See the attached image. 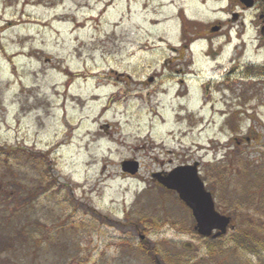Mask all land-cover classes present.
Returning <instances> with one entry per match:
<instances>
[{"label":"rangeland","instance_id":"1","mask_svg":"<svg viewBox=\"0 0 264 264\" xmlns=\"http://www.w3.org/2000/svg\"><path fill=\"white\" fill-rule=\"evenodd\" d=\"M191 9L204 16L203 8ZM148 18L136 1L128 11L124 0H0V146L16 152L8 164L0 155L7 189L0 193V264H155L153 258L158 264H222L223 250L213 249L211 239L150 224L162 215L161 199L173 218L186 221L187 213L174 195L144 194L141 163L156 144L164 159L176 162L164 152L184 150L217 164L214 158L220 161L226 151L222 143L240 133L220 130L223 118L204 102L210 104L219 88L230 101L234 88L264 86L233 84L240 81L232 78L229 90L210 85L204 94L192 84L187 107L193 113L178 114L168 91L156 114L155 86L143 89L142 78L157 62L175 61L166 44H177L178 30L177 20L153 26ZM244 28L248 40L252 28ZM245 54L254 60L251 45ZM260 105L264 120V96ZM234 118L236 124L243 117ZM23 149L48 156L18 157ZM122 160H137V173L124 174ZM215 170L202 175L218 183L226 170ZM235 180L214 189L219 209L226 196L231 202L239 197ZM4 213L12 219L5 222ZM146 246L152 257L142 251Z\"/></svg>","mask_w":264,"mask_h":264},{"label":"flooded vegetation","instance_id":"2","mask_svg":"<svg viewBox=\"0 0 264 264\" xmlns=\"http://www.w3.org/2000/svg\"><path fill=\"white\" fill-rule=\"evenodd\" d=\"M135 1L141 11L150 17L148 21H151L153 26L177 20V44H166L174 53L175 61L157 62L158 69L142 78L143 89L155 86L153 90L156 105L153 111L156 114L159 115L164 107L160 95L167 96L168 91L172 92L169 103L173 104L178 114L181 111L193 113V110L187 107L192 84H197L198 91H203L204 94L209 93L210 85H223L229 90L226 85L231 84L229 80L232 78L240 81L233 84L244 85L246 80L251 83L258 81L264 86V0H124L128 11L130 4ZM192 5L203 8L204 16L190 14ZM248 15L250 18L246 19ZM245 26L252 28V36L248 40L242 38L246 32ZM196 42L200 44L197 45ZM247 44L251 45L254 60L245 58ZM195 55L201 56L208 66H202ZM225 66L228 68L227 72L224 70ZM123 77L125 82L132 79L126 73ZM116 78L119 80L118 76ZM254 89L246 91L243 88L240 92L234 88V98L229 101L225 91L219 88V94L214 99L211 98L210 104L204 102L209 113L215 112L223 118L218 124L220 130L226 131L236 127L237 133H240L238 136L232 134L230 139L222 143L226 151L220 161H217V157L214 158L217 164H213L212 158L206 157L207 155L198 159L196 155L190 156V153L184 150L164 152L165 156H177L176 162L164 159L160 157L161 151H156V144L149 146L152 153L146 155V159L141 163V167L146 171L142 178L144 194H152L154 190V193L161 196L160 199L174 195L187 213V222L185 218H173L168 209L164 208L161 199L158 210L162 215L158 220L151 218L150 224L155 226L154 228H181L184 229L182 235L193 238L203 237L194 230L195 220L191 210L179 199L178 193L165 186L160 179L168 177L176 169H183L186 173L195 170L204 189L214 198V189L218 184L228 189L233 185L230 178H236L237 189H240L239 197L236 202L233 199L231 202L226 196L220 206V213L226 218L225 233L221 237L222 264H264V243L261 239H264V120L260 118L259 113L264 91L259 87ZM238 116L243 118L235 124L234 117ZM199 149L203 150L201 146ZM239 156H244V160L237 162ZM218 168L226 170L218 183L203 177V170L211 172ZM145 237L146 234L140 232V239ZM154 263L158 264L156 259Z\"/></svg>","mask_w":264,"mask_h":264},{"label":"water","instance_id":"3","mask_svg":"<svg viewBox=\"0 0 264 264\" xmlns=\"http://www.w3.org/2000/svg\"><path fill=\"white\" fill-rule=\"evenodd\" d=\"M138 167L137 161L121 163L123 171L130 174H135ZM160 180L165 186L174 189L179 198L191 209L196 221L195 230L199 234L208 236L216 230L213 237H217L224 233L226 218L215 210L212 196L204 190L195 170L186 173L183 169H176L168 177Z\"/></svg>","mask_w":264,"mask_h":264},{"label":"trees","instance_id":"4","mask_svg":"<svg viewBox=\"0 0 264 264\" xmlns=\"http://www.w3.org/2000/svg\"><path fill=\"white\" fill-rule=\"evenodd\" d=\"M34 153H36V154H38V155H40L41 156V158L42 159H44V158H47V156L48 155H46L45 153H37V152H35V151H33V150H25V149H23V150H20L19 152H17V156L18 157H22V158H26V159H29V158H31L33 155L32 154H34ZM16 154V152H14V153H12V152H9L6 148H3V147H1L0 146V155H4V161H5V163L6 164H8V160H9V157H11V156H13V155H15ZM8 167H9V165H7ZM10 166H12V165H10ZM52 168H49V170H51ZM10 171H13V168H11L10 170H8V172H10ZM1 191H4V192H6L7 191V189H6V187H5V185H2V182H0V193H1ZM21 191V190H20ZM13 192V191H12ZM27 196H28V194H27ZM10 197H12V195L10 196H8V198H10ZM20 205H22V204H19L18 206H20ZM15 209L13 210V211H16V209H18V207L17 206H13ZM11 216H14V213H9ZM9 214L7 213H4V221L5 222H7V221H10L12 218L9 216ZM222 237V236H221ZM221 237H219V238H216V239H211V241L212 242H214V245H212L211 247L213 248V249H217L218 247L221 249L222 248V243H221V241H222V238ZM217 244V245H216ZM211 248V249H212ZM143 249V251L146 253V254H149L150 256H153V254H154V252L152 251V249L151 248H148L147 246L146 247H144V248H142ZM154 261H155V259H154Z\"/></svg>","mask_w":264,"mask_h":264}]
</instances>
